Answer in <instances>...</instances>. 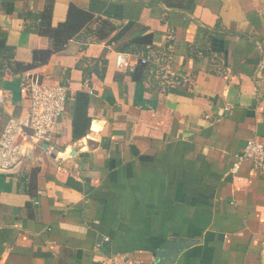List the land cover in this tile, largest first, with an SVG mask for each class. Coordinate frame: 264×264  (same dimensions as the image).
Listing matches in <instances>:
<instances>
[{
  "label": "crops",
  "instance_id": "1",
  "mask_svg": "<svg viewBox=\"0 0 264 264\" xmlns=\"http://www.w3.org/2000/svg\"><path fill=\"white\" fill-rule=\"evenodd\" d=\"M52 1L53 27L75 4L116 30L0 76V137L28 116L27 79L70 95L49 139L22 142L19 166L0 170V264H101L117 253L155 264L177 241L193 245L175 264H264V168H233L249 141L264 145V0H0L17 62L52 48L24 19ZM128 24L120 44L153 36L144 81L116 68L109 40ZM100 58L104 78H85L79 64ZM82 92L91 123L75 140Z\"/></svg>",
  "mask_w": 264,
  "mask_h": 264
},
{
  "label": "trees",
  "instance_id": "2",
  "mask_svg": "<svg viewBox=\"0 0 264 264\" xmlns=\"http://www.w3.org/2000/svg\"><path fill=\"white\" fill-rule=\"evenodd\" d=\"M53 1L49 2L45 10L39 15H24L25 20H30V24L26 30L28 32L37 33L41 36L48 37L52 41V48L49 50L34 51L33 62L24 64L15 60L16 50L7 43V35L0 28V76L5 73L19 75L33 70L41 65H45L53 54L61 53L67 44L72 40L81 42L82 47L91 43H99L108 39L116 30V28L108 21L96 19L95 16L84 9L79 8L75 4H71L68 10L66 20L57 27L52 26ZM96 20L100 26L94 30L92 25ZM132 24L120 29L109 40L113 42L117 52L128 54L137 59H147L148 64H139L133 72H129L133 80L136 82L144 81L148 74L150 46L153 45V36L148 35L130 40L128 43L120 44L129 34ZM107 61L104 58L83 60L79 67L86 76L95 73L100 79L104 78L106 72ZM173 93L179 92L172 90ZM70 95L67 98V107ZM89 95L86 93H77L75 95L74 104L71 107V114L74 117L73 138L75 140L82 139L86 136L90 128L91 119H86V110L89 103Z\"/></svg>",
  "mask_w": 264,
  "mask_h": 264
},
{
  "label": "built area",
  "instance_id": "3",
  "mask_svg": "<svg viewBox=\"0 0 264 264\" xmlns=\"http://www.w3.org/2000/svg\"><path fill=\"white\" fill-rule=\"evenodd\" d=\"M139 64H148V60L117 52L118 70L131 71ZM25 88L31 101L30 110L24 120H11L6 125L0 137V170L17 168L25 155L22 142L41 143L48 140L58 120L67 113L68 90L65 86L47 85L39 80L27 79ZM3 103L4 95L0 92V107ZM243 164H250L255 170L263 169L264 145L255 140L249 141L234 164V170L238 171ZM101 264L145 263L129 254L117 253L107 256Z\"/></svg>",
  "mask_w": 264,
  "mask_h": 264
},
{
  "label": "water",
  "instance_id": "4",
  "mask_svg": "<svg viewBox=\"0 0 264 264\" xmlns=\"http://www.w3.org/2000/svg\"><path fill=\"white\" fill-rule=\"evenodd\" d=\"M193 245V242H174L166 244L157 252V262L155 264H175L180 254Z\"/></svg>",
  "mask_w": 264,
  "mask_h": 264
}]
</instances>
